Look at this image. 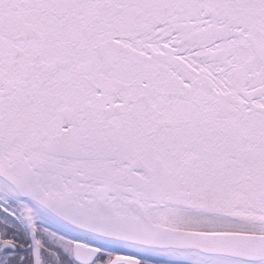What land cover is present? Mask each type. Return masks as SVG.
Wrapping results in <instances>:
<instances>
[{"label": "snow or ice", "instance_id": "snow-or-ice-1", "mask_svg": "<svg viewBox=\"0 0 264 264\" xmlns=\"http://www.w3.org/2000/svg\"><path fill=\"white\" fill-rule=\"evenodd\" d=\"M0 264H264V0H0Z\"/></svg>", "mask_w": 264, "mask_h": 264}]
</instances>
